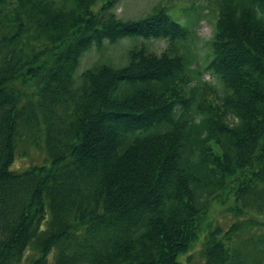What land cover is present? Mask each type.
Listing matches in <instances>:
<instances>
[{
	"label": "trees",
	"instance_id": "16d2710c",
	"mask_svg": "<svg viewBox=\"0 0 264 264\" xmlns=\"http://www.w3.org/2000/svg\"><path fill=\"white\" fill-rule=\"evenodd\" d=\"M117 1L0 0V264H181L220 195L237 220L202 264H264V0H218L195 69L187 28L163 8L122 21ZM126 38L167 46L76 81L85 52ZM24 137L46 163L15 172Z\"/></svg>",
	"mask_w": 264,
	"mask_h": 264
},
{
	"label": "rangeland",
	"instance_id": "374dc122",
	"mask_svg": "<svg viewBox=\"0 0 264 264\" xmlns=\"http://www.w3.org/2000/svg\"><path fill=\"white\" fill-rule=\"evenodd\" d=\"M217 2L218 0H118L113 6L112 12L122 21H137L151 15L157 9H165L172 19L189 31L190 46L187 51L194 63L191 68L195 69L197 64L204 67L210 57L209 44L215 33L218 19ZM141 45H144L148 52L157 56L162 54L167 46L163 40H143L141 38H126L115 44L104 42L102 47H93L83 54L75 74L76 81H79L82 72L97 65L123 66L126 63L128 51L134 46L140 47ZM201 78L213 85V91L206 96L207 103L216 104L221 96L220 84L207 72H203ZM45 163L46 153L41 146L32 145L26 137L22 141H18L12 165L13 171L22 172L32 165L41 166ZM227 197L220 195L211 201L200 223L196 241L189 251L179 259L181 264H202L204 262L202 249L208 233L216 228L224 231L236 222L237 219L231 213L235 206L234 201ZM253 216L255 215L252 214L246 218H254ZM255 220L264 221V217L262 219L255 218ZM263 229L252 228V232L260 235ZM35 257V253L29 249L18 264H32ZM52 259L53 254H50L48 264H52Z\"/></svg>",
	"mask_w": 264,
	"mask_h": 264
},
{
	"label": "clouds",
	"instance_id": "9594fccd",
	"mask_svg": "<svg viewBox=\"0 0 264 264\" xmlns=\"http://www.w3.org/2000/svg\"><path fill=\"white\" fill-rule=\"evenodd\" d=\"M243 121L239 115H233L232 122L229 124V127H240L242 125Z\"/></svg>",
	"mask_w": 264,
	"mask_h": 264
}]
</instances>
